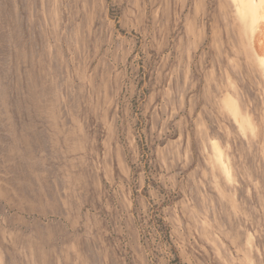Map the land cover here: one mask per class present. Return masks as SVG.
<instances>
[{
    "label": "clouds",
    "instance_id": "1",
    "mask_svg": "<svg viewBox=\"0 0 264 264\" xmlns=\"http://www.w3.org/2000/svg\"><path fill=\"white\" fill-rule=\"evenodd\" d=\"M0 264H264V0H0Z\"/></svg>",
    "mask_w": 264,
    "mask_h": 264
}]
</instances>
